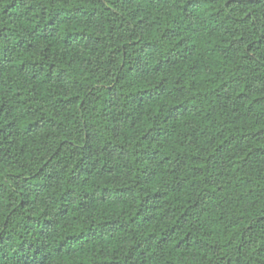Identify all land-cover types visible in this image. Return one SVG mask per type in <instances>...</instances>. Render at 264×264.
<instances>
[{
	"label": "clouds",
	"instance_id": "1",
	"mask_svg": "<svg viewBox=\"0 0 264 264\" xmlns=\"http://www.w3.org/2000/svg\"><path fill=\"white\" fill-rule=\"evenodd\" d=\"M0 264H264V0H0Z\"/></svg>",
	"mask_w": 264,
	"mask_h": 264
}]
</instances>
